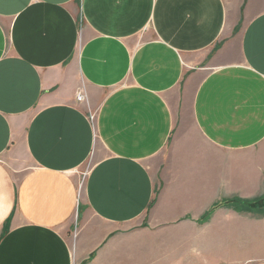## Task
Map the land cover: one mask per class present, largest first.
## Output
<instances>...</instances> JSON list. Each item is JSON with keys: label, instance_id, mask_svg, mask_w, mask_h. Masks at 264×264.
<instances>
[{"label": "crops", "instance_id": "1", "mask_svg": "<svg viewBox=\"0 0 264 264\" xmlns=\"http://www.w3.org/2000/svg\"><path fill=\"white\" fill-rule=\"evenodd\" d=\"M262 262L264 0H0V264Z\"/></svg>", "mask_w": 264, "mask_h": 264}, {"label": "built area", "instance_id": "2", "mask_svg": "<svg viewBox=\"0 0 264 264\" xmlns=\"http://www.w3.org/2000/svg\"><path fill=\"white\" fill-rule=\"evenodd\" d=\"M76 100L78 103H86L87 102V95L83 91H79L78 94L76 95ZM88 175V171L84 173V177Z\"/></svg>", "mask_w": 264, "mask_h": 264}, {"label": "rangeland", "instance_id": "3", "mask_svg": "<svg viewBox=\"0 0 264 264\" xmlns=\"http://www.w3.org/2000/svg\"><path fill=\"white\" fill-rule=\"evenodd\" d=\"M22 153H24L23 150H22ZM88 167H89V163H88V165H86V170H87ZM257 264H264V262H262V263H257Z\"/></svg>", "mask_w": 264, "mask_h": 264}]
</instances>
